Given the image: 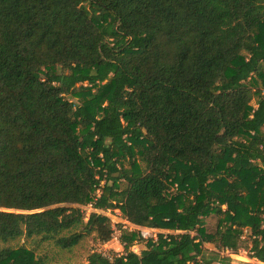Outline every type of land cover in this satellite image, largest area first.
I'll return each mask as SVG.
<instances>
[{"label":"trees","instance_id":"16d2710c","mask_svg":"<svg viewBox=\"0 0 264 264\" xmlns=\"http://www.w3.org/2000/svg\"><path fill=\"white\" fill-rule=\"evenodd\" d=\"M107 209L171 232L89 264L224 262L203 244L245 230L264 261V0H0V264L110 241Z\"/></svg>","mask_w":264,"mask_h":264},{"label":"rangeland","instance_id":"374dc122","mask_svg":"<svg viewBox=\"0 0 264 264\" xmlns=\"http://www.w3.org/2000/svg\"><path fill=\"white\" fill-rule=\"evenodd\" d=\"M80 85V84H79ZM86 85V84H85ZM257 95L254 97V103L256 102ZM174 190H177V185L173 184ZM173 190V189H172ZM225 207V206H224ZM81 208L84 211L85 220H87L91 214V212L96 211L97 209L93 208L90 204L82 205ZM103 215L107 216L112 224L113 227L118 231L114 232L110 241L106 243H101V241L97 238V233L92 232L91 234L84 235L80 242L74 246L71 250H63L58 248L57 246L53 245L51 242H44L39 243L37 240L29 239L27 237H23L20 240L13 242L14 245H21L24 244L28 248L34 249L36 254L41 257H47L50 261L54 264H89V256L96 251L105 250L111 255L114 253H121L123 252V245L120 242V237L122 234V230L133 229V225L128 222L125 218H123L119 209H107V210H100ZM221 217V216H220ZM218 222V216L212 214L211 216L206 218L205 228L213 232L216 230V225ZM121 226V229L119 228ZM137 226V225H136ZM149 233L153 238H159V232L168 233L171 230H160V229H148ZM194 235L197 234L196 231L193 232ZM166 237H163L162 240H165ZM205 248V254L207 256H212V253H219L220 256L225 258L224 262L215 260L211 263H205L199 261L200 264H255L257 262L256 257H252L251 251V240H250V233L247 230L244 231L242 235V239L239 242V249L235 252L232 250H225L219 246L217 243H210L205 242L203 244ZM137 253L141 252L145 249V242L142 240H138L135 244L131 247Z\"/></svg>","mask_w":264,"mask_h":264},{"label":"built area","instance_id":"2783aa9c","mask_svg":"<svg viewBox=\"0 0 264 264\" xmlns=\"http://www.w3.org/2000/svg\"><path fill=\"white\" fill-rule=\"evenodd\" d=\"M133 227H135V228L130 229V230L127 229V228H125V229H127V230H129V231L138 230V231H140L141 236H142V237H145V238L153 237V236H151V234L149 233V230H148V229H150V228L141 227V226H136V225H133ZM114 230H115L114 232H118L115 228H114ZM99 251H102L105 255L110 256V253H108V252L105 251V250H99ZM256 261H257V262H254L255 264H264V261H261V260H259V259H257Z\"/></svg>","mask_w":264,"mask_h":264}]
</instances>
